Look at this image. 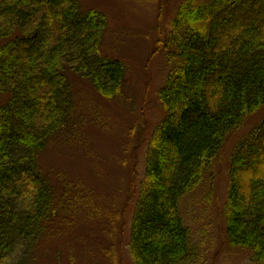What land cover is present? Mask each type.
Masks as SVG:
<instances>
[{
    "label": "trees",
    "instance_id": "trees-1",
    "mask_svg": "<svg viewBox=\"0 0 264 264\" xmlns=\"http://www.w3.org/2000/svg\"><path fill=\"white\" fill-rule=\"evenodd\" d=\"M106 24L79 0H0V264H35L58 216L38 159L72 110L67 71L106 97L121 90L123 65L100 53ZM166 47L164 114L137 182L131 264H198L179 203L212 173L229 133L264 107V0H183ZM245 136L229 159L224 233L264 263V116Z\"/></svg>",
    "mask_w": 264,
    "mask_h": 264
},
{
    "label": "rangeland",
    "instance_id": "rangeland-1",
    "mask_svg": "<svg viewBox=\"0 0 264 264\" xmlns=\"http://www.w3.org/2000/svg\"><path fill=\"white\" fill-rule=\"evenodd\" d=\"M182 1L79 0L83 9L106 15L100 53L123 65V81L106 97L67 71L72 110L38 159L55 189L58 216L35 250V264H131L127 243L137 182L148 137L164 114L157 92L169 70L170 21ZM263 116L264 107L233 129L212 173L204 172L202 183L180 199L198 264H264L229 245L223 219L230 155Z\"/></svg>",
    "mask_w": 264,
    "mask_h": 264
}]
</instances>
